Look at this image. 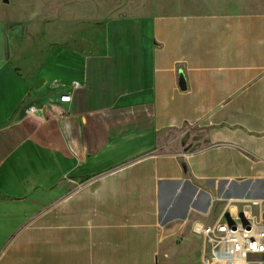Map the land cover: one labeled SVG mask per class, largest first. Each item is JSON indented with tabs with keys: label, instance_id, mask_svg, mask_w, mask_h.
<instances>
[{
	"label": "crops",
	"instance_id": "obj_1",
	"mask_svg": "<svg viewBox=\"0 0 264 264\" xmlns=\"http://www.w3.org/2000/svg\"><path fill=\"white\" fill-rule=\"evenodd\" d=\"M14 37L0 21V264H168L193 241L201 263L193 220L227 198L264 216V11L111 19L47 60Z\"/></svg>",
	"mask_w": 264,
	"mask_h": 264
},
{
	"label": "rangeland",
	"instance_id": "obj_2",
	"mask_svg": "<svg viewBox=\"0 0 264 264\" xmlns=\"http://www.w3.org/2000/svg\"><path fill=\"white\" fill-rule=\"evenodd\" d=\"M252 11H264V0H0V21L15 31L19 54L40 60L64 51H92L111 19ZM183 236L199 240L187 229ZM195 249L194 241L183 242L168 264H201Z\"/></svg>",
	"mask_w": 264,
	"mask_h": 264
},
{
	"label": "built area",
	"instance_id": "obj_3",
	"mask_svg": "<svg viewBox=\"0 0 264 264\" xmlns=\"http://www.w3.org/2000/svg\"><path fill=\"white\" fill-rule=\"evenodd\" d=\"M70 102L71 95L60 96ZM218 216L191 222V233L199 239L201 264H263L264 216L257 217L252 208L261 206L258 200H223Z\"/></svg>",
	"mask_w": 264,
	"mask_h": 264
},
{
	"label": "water",
	"instance_id": "obj_4",
	"mask_svg": "<svg viewBox=\"0 0 264 264\" xmlns=\"http://www.w3.org/2000/svg\"><path fill=\"white\" fill-rule=\"evenodd\" d=\"M182 83H183V80H182Z\"/></svg>",
	"mask_w": 264,
	"mask_h": 264
}]
</instances>
